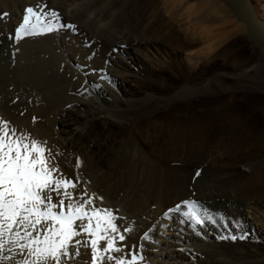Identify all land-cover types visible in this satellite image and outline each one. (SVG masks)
<instances>
[{"label": "bare ground", "instance_id": "obj_1", "mask_svg": "<svg viewBox=\"0 0 264 264\" xmlns=\"http://www.w3.org/2000/svg\"><path fill=\"white\" fill-rule=\"evenodd\" d=\"M261 1L0 0V121L79 181L75 199L83 187L103 198L93 206L112 209L125 237L114 256L143 244L150 264H264ZM38 4L76 31L14 41L24 9ZM194 38L200 70L184 67ZM186 199L222 222L163 219ZM149 229L158 246L141 241ZM89 240L74 237L62 264H91ZM10 255L8 264L26 258Z\"/></svg>", "mask_w": 264, "mask_h": 264}, {"label": "snow or ice", "instance_id": "obj_2", "mask_svg": "<svg viewBox=\"0 0 264 264\" xmlns=\"http://www.w3.org/2000/svg\"><path fill=\"white\" fill-rule=\"evenodd\" d=\"M3 15L6 17L7 13ZM62 28L76 31L75 24L61 23V15L56 10L38 4L35 8L29 6L24 9L14 38L19 42L25 37ZM50 156L40 141L29 139L26 134L17 135L15 129H9L7 122L0 121V252L11 245L10 252L15 249L26 257L20 264H62V257L70 256L69 246L73 238L82 232L90 237L86 243L91 247V264H103L105 257L110 264L113 261L114 264H142L145 260L141 254L143 244L138 252L119 257L113 255L123 251L116 246L117 238L119 241L125 239L114 223L117 217L113 210L94 207V200L102 201L103 198L95 193L88 196L86 190L78 200L75 199L72 190L76 189L79 181L59 175ZM81 164L77 157L76 168ZM54 196L59 199L58 203L54 202ZM171 214H179L183 218L181 223L192 225L222 222L194 199L183 200L169 208L163 213V219H171ZM78 221V227L74 226ZM151 232L152 229L145 231L141 241L155 243ZM218 238L235 240L237 237ZM101 241L105 242L102 250L99 246ZM76 244L80 241L77 240Z\"/></svg>", "mask_w": 264, "mask_h": 264}, {"label": "rangeland", "instance_id": "obj_3", "mask_svg": "<svg viewBox=\"0 0 264 264\" xmlns=\"http://www.w3.org/2000/svg\"><path fill=\"white\" fill-rule=\"evenodd\" d=\"M262 3H264V0L263 1H261V4ZM264 5V4H263ZM197 37V36H196ZM185 39V38H184ZM183 39V40H184ZM186 40V39H185ZM199 40H196V38H194V41H192L193 43V45L191 46V47H189V49H187L186 50V52H183L184 53V55L185 54H187V55H192L191 57H193V58H191V60L188 62V65L187 64H184V67H186V68H188V69H193V70H200V69H202V68H204V66H205V58H204V56L203 55H199V52H198V49H200V42H198ZM194 47V48H193ZM194 55V56H193ZM198 55V56H197ZM182 57H184V56H182ZM195 57H197V58H195ZM190 64V65H189ZM189 66H190V68H189ZM195 178V177H194ZM163 233V234H162ZM161 234L162 235H166V234H168V232H164V231H161ZM154 246H158V244H159V239L157 240L156 239V242L155 243H152ZM9 247H11V245H8V246H6L5 247V249H4V251H3V253L2 252H0V256L2 257H0V264H8L10 261H11V259H12V255H10V253L12 252L13 253V251H15V249H13V251H9L8 249H9ZM16 251H18V250H16ZM2 253V254H1ZM143 254V253H142ZM145 256V255H144ZM6 259V260H5ZM155 260H157V259H155ZM169 263H171V262H169Z\"/></svg>", "mask_w": 264, "mask_h": 264}]
</instances>
